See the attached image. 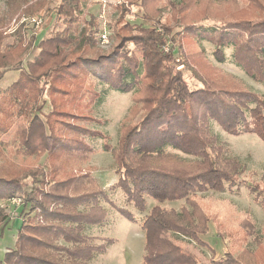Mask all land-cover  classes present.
Wrapping results in <instances>:
<instances>
[{"label": "trees", "instance_id": "1", "mask_svg": "<svg viewBox=\"0 0 264 264\" xmlns=\"http://www.w3.org/2000/svg\"><path fill=\"white\" fill-rule=\"evenodd\" d=\"M136 1L114 4L116 16L109 22L111 42L107 49H102L97 45L94 30L84 28L79 36L70 32L80 18L82 0H59L54 7L49 6L51 0H18V10L30 22H35L38 10L44 8L45 13L55 15V26L35 46L36 37H26L24 32L27 23H19L21 44L17 50L24 46L20 50L24 51L29 41L31 50L38 51L26 67L16 65L19 75L4 93L11 105H5L4 109L0 106V112L5 113V122L0 120V132L13 117L24 116L28 128L23 150L38 158L46 154L44 168L0 166V198L17 196L23 207L28 206L27 213L22 215L15 248L5 253V264H91L93 253L105 252L113 242L109 238L96 245L90 236L83 234L86 224L104 220L106 212L98 204V195L106 194L95 186L88 172L71 171V162L64 159L67 155L72 159L84 157L87 148L84 149L85 140L79 130L86 127L69 123L74 133L69 136L62 131L66 128L56 129L52 120L53 115L93 118L85 108L99 94L95 78L117 91L137 87L131 113H142L141 118L122 127L116 145L112 146L106 137L103 145L112 152L118 175L112 186L121 189L126 201L139 211L145 210L147 198L155 201L141 223L145 232L144 264H199L196 255L184 252L163 234L173 232L207 245L200 236L207 232L209 218L196 195L209 189L224 190L244 169L238 158L226 154L224 144L210 129L211 121L228 133H255L264 141V95L235 84L226 88L208 78L204 81L201 78L202 86L190 88L182 72L171 67L169 62L175 56V48L179 55L183 52L179 40L175 42L176 38L171 40L167 34L192 19L186 16L182 2L173 3L175 23L168 24L156 13L146 11V0L138 4ZM135 4L142 10V20L153 26L130 23L126 17ZM206 18H193L198 23L193 31L214 45L216 59L222 61L223 48L231 45L235 63L251 78L264 83V9L252 14L255 19L252 21L221 19L218 25L205 26L202 21ZM87 24L95 26L96 18L91 16ZM157 26L162 31L156 30ZM2 39L0 32V46ZM169 41V50L165 51L163 46ZM65 45L71 50H64ZM136 45L142 49L141 57L135 52ZM12 58L9 51L2 53L0 68ZM48 91L51 110L42 119L43 94ZM168 148L195 158L185 161ZM27 176L32 181L29 193ZM25 193L28 195L24 196ZM255 195L264 208V195L259 192ZM181 199L184 205L179 209L159 204ZM89 203L92 206L88 210L79 208L80 204ZM117 210L130 220L135 219L128 209L117 207ZM6 221L0 218V229ZM244 224L247 235L251 228L246 221L242 227ZM258 244L255 250L242 249L236 257L233 250H227L226 257L216 264H264V246Z\"/></svg>", "mask_w": 264, "mask_h": 264}, {"label": "rangeland", "instance_id": "2", "mask_svg": "<svg viewBox=\"0 0 264 264\" xmlns=\"http://www.w3.org/2000/svg\"><path fill=\"white\" fill-rule=\"evenodd\" d=\"M58 1L51 0L49 6H56ZM120 1L122 0H82L80 18L75 21L74 29L70 31L71 34L79 36L84 28L94 30L97 45L102 49H107L112 38L109 22L116 16L114 4ZM140 1L138 0L136 3L138 4ZM181 2L182 7L184 5L185 11H187L186 16L189 15V18L192 19L187 24L179 21L183 25L173 27L167 34L171 40L175 38V42L179 40L183 52V55H179L178 49L175 48V56L169 62L171 67L175 71L182 72L190 88L202 86V80L208 78L212 82H220L219 85H225L226 88H230V84H235L238 87L264 95V83L251 78L235 63L233 47L231 45L224 47L223 60H217L213 53L214 45L194 34L193 27L198 23L192 21L198 16L208 17L202 21L205 26L218 25L221 19L225 22L242 19L252 21L255 20V17L251 18V15H257L259 8L264 9V0H254L253 2L250 0H146L145 7L148 13L159 15L162 22L173 24L175 23L173 3ZM19 7L18 0H0V32L3 35L0 55L6 51L13 55L12 61L0 68V106L2 109L5 108V105H11L10 102H6L4 93L10 89L19 75L16 65L20 63L21 66L26 67V63L38 51V49L31 50L32 44L29 41L23 43V45L26 43L24 51H20L24 46L18 47L19 51L17 50V46L21 44L19 23L21 21L27 23L24 32L26 37L29 35L36 37V41L33 43L35 46L39 40L47 37L55 26V15L45 13L44 8L38 10L40 13H37V17L41 18V21L37 24V22H30V18L22 16L18 10ZM131 10L132 12L126 17L131 24L153 26L142 20L140 17L142 10L138 9V5L135 4ZM91 16L96 18V25L88 27L87 20ZM156 30L162 31L159 26ZM169 44H171L170 41L163 46L165 51L169 50ZM129 47L133 48V45L129 44ZM62 48L71 50L68 45ZM135 52L137 56L141 57L142 49L138 45H136ZM94 81L99 94L85 108L87 114L93 118L73 119L71 116H52L55 128H66L62 131L68 133L69 136L74 135L69 123L86 127L79 130L85 140L84 149L87 148L84 157L72 159L67 155L64 159L66 162H71L70 166L73 168L71 171L88 172L95 186L106 194V196L98 195V204L106 212L104 220L99 224H86L83 234L90 236L91 242L96 245L103 244L105 239L109 238H113V242L108 244L105 252L93 253L89 263L144 264L145 232L141 223L155 201L147 198L145 210L139 211L126 201L121 189L112 186L117 181L118 175L115 171L113 154L103 145L105 137L112 146L116 145L122 127L141 118L142 113L139 115L131 113V108L135 105L133 96L137 87L135 86L129 91H117L110 89L96 78ZM49 95V91L43 94L45 104L40 114L42 119H44V114L47 115L51 110ZM11 108H14V105ZM4 115L3 111L0 112V120L3 122H5ZM59 120H63V122ZM8 122L10 123L6 129L0 132V166L13 164L17 167L33 165L46 167L44 164L46 154L38 158L34 154L30 155L25 152V148L22 147L27 136L28 119L24 116H16ZM210 129L218 136L220 143L224 144L226 154L238 158L244 169L232 178L233 182L226 185L224 190L209 189L198 192L196 195V200L209 218L208 230L200 236L207 245H202L173 232H164L163 234L164 237L180 246L184 252L196 255L199 264H216L218 260L226 257L225 254L230 249L234 251L236 257L237 253L244 248L255 250L259 242L264 246V208L255 195L257 192L264 195V141L255 133H228L215 121H211ZM96 131H100V133ZM168 150L176 153L179 158L185 159V161L195 158L172 148H168ZM25 180L28 183L26 191L29 193L32 191L31 177L27 176ZM86 182L90 183L89 178L86 179ZM27 193L24 196L28 195ZM159 204L165 208L179 209L184 205V200L164 201ZM89 206L91 207L92 203L89 205L80 204L79 208L86 211ZM117 207L128 209L135 219L130 220L122 215ZM27 211L28 206L23 207L20 197L0 198V218L7 220L0 229V264H5L6 251L15 248L18 229L22 224V215ZM245 221L251 228V232L247 235L244 233L247 226L244 224L245 227H242ZM232 239H236L234 243Z\"/></svg>", "mask_w": 264, "mask_h": 264}, {"label": "built area", "instance_id": "3", "mask_svg": "<svg viewBox=\"0 0 264 264\" xmlns=\"http://www.w3.org/2000/svg\"><path fill=\"white\" fill-rule=\"evenodd\" d=\"M33 20H34L35 22H37V24H39L40 21H41V18H39V17L36 16Z\"/></svg>", "mask_w": 264, "mask_h": 264}]
</instances>
